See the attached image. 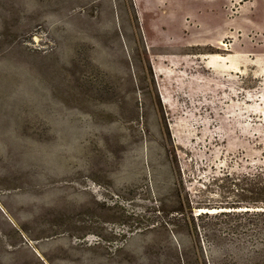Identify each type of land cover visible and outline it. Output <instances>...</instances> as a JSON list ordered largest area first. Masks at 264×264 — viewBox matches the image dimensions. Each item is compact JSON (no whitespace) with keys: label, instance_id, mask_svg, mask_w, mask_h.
Listing matches in <instances>:
<instances>
[{"label":"rangeland","instance_id":"obj_1","mask_svg":"<svg viewBox=\"0 0 264 264\" xmlns=\"http://www.w3.org/2000/svg\"><path fill=\"white\" fill-rule=\"evenodd\" d=\"M250 1L0 0V264H264Z\"/></svg>","mask_w":264,"mask_h":264},{"label":"crops","instance_id":"obj_2","mask_svg":"<svg viewBox=\"0 0 264 264\" xmlns=\"http://www.w3.org/2000/svg\"><path fill=\"white\" fill-rule=\"evenodd\" d=\"M202 2V6L204 4L206 6V11H202L203 8L196 7L195 11L192 13V19L197 28L196 33H213L220 32L222 30V22H216L214 19L216 18V8L213 7V4L217 3V0H199ZM250 0H236L237 5H246L250 3ZM201 6V7H202ZM215 8V9H214Z\"/></svg>","mask_w":264,"mask_h":264},{"label":"trees","instance_id":"obj_3","mask_svg":"<svg viewBox=\"0 0 264 264\" xmlns=\"http://www.w3.org/2000/svg\"><path fill=\"white\" fill-rule=\"evenodd\" d=\"M240 188H241V187H240ZM261 189H262L261 192L264 194V188H261ZM227 212H230V210H227V211H226V210H221L220 213H219L218 215L226 216V215H228ZM176 214L179 215V216H181L183 219H184V217H185V215H184V211H183L182 209H177V210H176ZM204 214H205V213H204ZM218 215H217V216H218ZM189 216H190V214H189Z\"/></svg>","mask_w":264,"mask_h":264},{"label":"bare ground","instance_id":"obj_4","mask_svg":"<svg viewBox=\"0 0 264 264\" xmlns=\"http://www.w3.org/2000/svg\"><path fill=\"white\" fill-rule=\"evenodd\" d=\"M222 45H226L225 43H222ZM218 58H220L219 56H218ZM239 209V208H238ZM241 209H244V208H241ZM245 209H246V207H245ZM201 212H216L215 210H213L212 208H209V209H205V208H200L199 209Z\"/></svg>","mask_w":264,"mask_h":264}]
</instances>
